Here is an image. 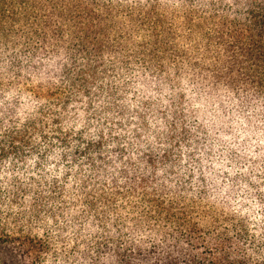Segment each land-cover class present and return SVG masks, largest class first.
I'll list each match as a JSON object with an SVG mask.
<instances>
[{"label":"trees","instance_id":"16d2710c","mask_svg":"<svg viewBox=\"0 0 264 264\" xmlns=\"http://www.w3.org/2000/svg\"><path fill=\"white\" fill-rule=\"evenodd\" d=\"M0 216L11 264H264V0H0Z\"/></svg>","mask_w":264,"mask_h":264},{"label":"rangeland","instance_id":"374dc122","mask_svg":"<svg viewBox=\"0 0 264 264\" xmlns=\"http://www.w3.org/2000/svg\"><path fill=\"white\" fill-rule=\"evenodd\" d=\"M3 217L4 216H0V219ZM12 248H14L12 244L0 242V264H11L14 262V260H12V257H14V254L11 253ZM51 262H53V260H51Z\"/></svg>","mask_w":264,"mask_h":264}]
</instances>
